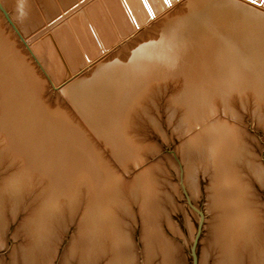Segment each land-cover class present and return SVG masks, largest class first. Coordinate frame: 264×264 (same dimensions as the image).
<instances>
[{
  "label": "rangeland",
  "instance_id": "1",
  "mask_svg": "<svg viewBox=\"0 0 264 264\" xmlns=\"http://www.w3.org/2000/svg\"><path fill=\"white\" fill-rule=\"evenodd\" d=\"M17 1L20 2V0L11 1V3H9L11 5V7L9 5H7L5 7V5H2V2H0V10H1L0 11L1 12L0 13V22L2 21L0 23L2 25V26L0 25V30H1L0 33L3 32L0 34V36L3 37L2 38V42H3L4 37L9 35V36L5 37V39H6L5 41H7L6 43L8 45H9V43L11 45L12 44L14 45V42H15V49L13 48V45H12V48H13V50H17V53H20V52L22 53L24 51L23 52L24 54L22 53L21 55L19 54L17 56H19V58H21L23 56L22 57L23 61L27 60L24 62L26 64L25 66L29 67V65L31 64L29 68L32 67L33 71L36 72L35 74L38 77V82L40 81L39 84L40 85L43 83L44 84H43V86H41L39 88L38 96H36L37 100H35L36 102L34 101L33 102L34 104H32V106H34L33 108L36 107V110H35L36 112L33 113L32 115H30V113L27 114L26 118H28L29 120L31 119V121L27 122L28 121L27 120V121H25V124L29 123L28 125H31V126H27V127L24 126L23 127L24 131H26V133L22 132V130H21L23 125L22 126L20 125L21 127L16 126V128L18 127L17 129L20 133H17V129H13V127L6 126V127H8L6 129L5 128V125L7 124L6 122H8V120H10V119H7V118H9V116L6 117L8 115V113H7V115H4L3 111H2V116L4 115V117H5V120H3L4 119L3 117H2L3 118L2 120L6 121L5 125H2V129H6L8 133L6 132V130H4V131L0 130V132H1L0 135L5 134V136L4 135L0 136V139L2 140V141L0 140V142H2V143H0V148H1L0 155L2 154L1 159H0V188H1L0 194L2 193V217L4 218V221H2L3 222L2 223V238H4V239L2 240V245H0L2 247V249H0V260L2 259V261L6 262V263L11 262L13 253H15V251H17V250L22 251V248L24 249V247H27V246L30 247L32 245V246H35L34 250L40 249L39 253L34 252V256H35L34 258L37 260H35V262H33V264H65L64 262H67L68 259L70 260L71 257H72L71 261H70L71 263L67 262L66 264H78L79 261H81V260H82V263H84L86 261H83V260L86 257L89 256V259L86 258L87 262H88L91 259L90 255L93 256V254H95V253H97V256H98V257H96V259L97 258L101 259V260H94L95 263L98 264V262H99L100 264H102V263L106 264L105 260L107 258L108 262H109L108 264H112V262H114L116 260V257H115L116 254L115 253L118 249L126 250V252H128V254H129L126 256V257H128V258H126V261L128 259L129 262L124 261L125 263H121V264H128V263L129 264H149V263L150 264H163V263L165 264V262L161 263L162 259H163V261L165 259L163 256L165 253V252H163L165 250V247H166V249H168V248H171L173 244L174 245L176 244L178 246V248L176 245L175 246L173 245V248H176L179 251V252L177 251L178 254L182 255V256H180V259L183 260V261L181 260L182 264H200L204 260L203 256L206 254L204 252V250L206 251L208 248L210 250L212 249V251H214L215 253L212 252V255H211L212 259H211V256L209 257V259L206 257L207 255L204 257V258H207V261H208V263L206 261V264H209L210 262H212L210 264H215L217 258L219 257V255L215 257V255H217L215 250L219 249L217 247V243H216L217 238L215 239V236L217 233H215V232L218 231L220 224L218 222V220H219L218 215L219 214L217 213V211L214 207L213 194H212V193H214L213 192L214 189H212V187L215 185L214 180L212 178V173L214 172V168L212 165V158H211L212 152H211V149L209 146L203 145L201 143L199 144V146H197L194 144L193 141L198 140V138L202 136L201 134L203 133V130L205 131L209 128H212L214 124L215 125L217 124V122L221 123V124L223 122V124H224V122L227 123L229 121V124L231 126L236 125L237 128L240 127V129H242L243 133L241 132V130L239 131V129H238V131L244 135L243 137H244L245 141L247 140L246 145L250 150V151H246V150H242V148H241L240 150H241V153L243 154L242 155V154H238L239 150H238V148H236V150L232 154L234 159L233 158L231 159V166H232L231 168H233V170H234L232 177L235 176V179L237 181H240V182L244 181V183H243L244 185L242 186L243 188H244V186L246 188V185L248 186L250 184L248 186V188L245 189V191H247L249 188H251L249 190V195L253 196V194H255L254 195L255 198L254 197L252 198V196L250 197L249 195H247V196L245 194L244 195L246 198H249V199L252 198L251 200L255 203L256 207L254 206V204L251 201L250 204L246 203L248 205H246V206L244 205V206H242V208L241 207L239 208L238 205L232 201V203H233L232 207L234 209L237 207L239 208L238 211H236V213H235V217H233V218H236V221L239 224H241V219L239 218L240 214L241 215H243L244 213L252 214L255 211V213H258V215H260V217L263 216L262 220H263V224H264V183L261 180V179H264V103H263V101L260 102V103H262V104H260L259 101L257 99H255V97H253V96L244 97L245 95H243V96H241L242 98H240V95H235V94L234 95L236 96V98L238 100L235 99V97L234 98L231 97L232 100H231V98L229 100L225 95L219 94V95L215 96L214 99L212 98L213 100H215L217 98V100H215L214 102H212L213 100H211V103H209V102L204 103L202 105L201 109L199 107L198 108L199 110L197 109L198 111H196L195 106L189 105V103H187L185 98H184L185 97L184 92H186L187 89L185 87L186 85L183 84L184 82H183L182 77L173 75L175 77L172 79L171 75H169V77L167 75L168 78L166 76L163 78H160V79H162V81L160 79H158L157 82H154V84H156V83L161 81L160 83H158L159 85L158 84L154 85L152 83L149 87L151 90H149V88H148V91L150 93L146 92L147 94L146 93L144 94L145 95V102L143 101L144 97L141 98L142 96H144L143 94H141V97L134 96V98H132L131 101H129V102L127 101L128 103L122 101V104L124 103L123 106L126 105L125 108L127 109L126 110L127 113H125L126 122L128 121V119H129V122H132V123H129V127L126 130V136L128 135L129 139L132 141V143L134 145L139 146L138 147V154H140V152H141V154L138 155V158H135V159L131 158L130 160H127L123 163H122V160L119 159V152L117 151V148L114 145H111L109 143V141L105 140L106 137L103 136V134L102 135L99 134V132L100 133H103V132L99 131V129L96 125L95 118H91L92 116L90 118H88V116L85 115L87 112H89V110L95 111L96 110L95 107H98L100 104L99 100H95V99H97V95H95V93H92L93 92L92 88H91V90L90 89L88 90V87H87V90H86V86H89V83L92 81V79H94V76H93L94 72L96 70H98L99 67L102 68V67H105L106 65H109V64H112L115 62L121 63L120 67H121V65L123 66V64L130 63L132 55L134 53V50L136 51V48L140 45V43L143 44V43L151 41L152 39L153 40L159 39L161 32L163 30V27L165 25L164 23L168 22L167 19L171 20L174 18L176 19L177 17L179 18V17H182L184 15H187V13H188L187 11L189 10V8H186V7H189V5H190L189 2H191L193 0H191V1L186 0L187 2L184 0H183L184 2L182 0H172V2L169 5L166 4V8L164 10H162V12L156 13L155 17L149 16L150 19H149V17H146V16H143V17L137 16V12L135 9L132 10V13H131V10L130 11L124 10V8L126 6L121 5L119 0L118 1L117 0H89V1L88 0H83V1L82 0H75V3L73 0H65V2H64V0H59V2H58V0H56L55 4H52V2H50L52 0H50V1L49 0H46V1L41 0V2H40V0H34L35 4H36V6L34 4L35 8L32 7L33 5H31L30 8H28L29 11L31 8L33 9L32 10L33 13H31V11H30V15L33 14V15H31L32 17L31 16H30L31 18L28 17V18H30L29 22H31V25L29 22H27V23L25 22L27 24V26H25V27H27L28 30H27V28L24 27V23L22 25L23 21L19 20V17H16V15H15L16 14L15 10H17V8H16L17 6L15 7V5H17ZM27 1L30 2L29 0H27ZM42 1H44V2H42ZM69 1H72L73 3L69 2ZM196 1H197L198 5L202 7V5H203L202 2L198 1V0H196ZM12 2H14L13 3L14 5L12 4ZM39 2H40V4H39ZM60 2H62V4ZM194 2H195V0H194ZM45 3H46V5H45ZM63 3H65V4H63ZM172 3H174V4L172 5ZM191 3H193V2H191ZM19 4L20 3H18V5ZM66 4L67 5L70 4V5L67 6ZM182 4L185 6H183ZM65 5L67 6V8L65 7ZM2 6H4V7H2ZM49 6H50V8H49ZM53 6H54V8H53ZM168 6H170L171 8ZM58 7H60L61 10ZM6 8H10V10L12 9L15 12L12 10H11V12H8L9 9L6 10ZM42 8H44V9H42ZM52 8H53V12L51 10ZM55 8H56V10H55ZM108 8L110 10V12H109L110 14L107 13L109 11ZM45 9H46V11H44ZM39 10H40V13H38ZM71 10H72V12H71ZM29 11H28V13H29ZM48 11L49 12L51 11V13H50L51 15L49 14ZM60 11H62V12H60ZM181 11L183 12V14ZM3 12H4V15H3ZM34 12L35 13L37 12L36 15ZM93 12H94V15L96 12L99 16L98 17L99 21L98 20L97 21L100 22V26H101V28H100L101 30L99 31L100 32V44L98 42H94L87 34V23H88L87 19L88 20L93 19ZM164 12H165V15L167 14L168 16L169 15L170 16L166 18V16H167L166 15L164 18L163 17ZM9 13H11L10 15H12V18L9 15ZM105 13L107 14L108 17L106 16ZM160 13H161V15H160ZM168 13H171V14H168ZM36 16H38V17H36ZM3 17H4V19H3ZM1 18L4 21L1 20ZM24 18H26V17H24ZM120 18H122V19H120ZM162 18H164L167 21L163 22ZM34 19H36V20H34ZM5 21H6V23H5ZM7 21H9V23H11V21H14V22H12L13 24L12 23L9 24ZM34 21H36V22H34ZM160 21H162V22H160ZM32 23H34V24H32ZM8 25H10V26H8ZM19 26H21L22 28ZM31 26H32V28L29 30V28ZM72 27H73V29H72ZM18 28H20V29H18ZM113 28L116 30H114ZM5 29H7V30H5ZM64 29L68 32V34H70L71 38H73L75 36L79 37V41H78V37L76 40V42H77L76 43V51H74L72 49L74 51V53H73V51H71L73 54L70 55V57H68V59H69L68 66L71 63V66H69L70 68L66 64H62V63L60 64L59 62H54L53 58H51V56H50L51 51H53V48L55 45L54 39L59 41L58 33H60L62 30L64 31ZM2 30H4V31H2ZM12 30L13 31L15 30L14 33L17 32L16 35L13 34ZM128 31H130V32H128ZM150 31L152 32V34ZM72 33L74 35H72ZM23 34H25V35H23ZM45 35H47V36H45ZM151 35H153V36H151ZM16 36H17V38H15ZM18 36H19V38H18ZM25 36H27V37H25ZM144 36H147V37H144ZM108 37H109V39H108ZM152 37H154V38H152ZM37 38H38V40H37ZM146 38H147V40H146ZM11 39H12V43H11ZM75 39H73V41ZM133 39H134L135 43H134ZM141 40H143V41H141ZM21 41L24 45L22 43H19ZM114 41H116V42H114ZM124 41H125V43H124ZM109 42L111 44H113V46ZM129 42H131V44H133L134 46L133 45L131 46V44ZM17 43H19V44H17ZM114 43H115V45H114ZM127 43H128V45H127ZM136 43L138 44V46L136 45ZM104 44H106V45H104ZM123 44H124V46H123ZM11 45H9V46H11ZM45 45L47 46V49L42 48ZM99 45H101V46H99ZM130 46L132 47V49L134 48V50H132ZM4 47H6V45ZM125 47L127 48V50ZM17 48H19V49H17ZM77 48L80 50V52ZM39 49H40V51H39ZM122 50L128 51V52L126 53V52H123ZM130 50H131V52H130ZM94 51H95V54L97 57H95ZM54 52L56 53L55 48H54ZM121 53L123 54V56H121ZM74 55L77 57H75ZM114 55L116 56L115 58H114ZM125 55L128 56V59H127V57H125ZM28 56H30L31 58L33 56V59H31ZM81 57H82V59H81ZM108 57L109 58L113 57V58L109 59ZM117 57H119V58H117ZM29 58L31 61L29 60ZM28 60H29V63L31 62L30 64L28 63ZM32 60H33V62H32ZM34 61H35V63H34ZM41 61H42V63H41ZM78 61H79V63H78ZM101 61H103V62L101 63ZM9 63H10L9 61L4 62V59L3 60H2V58L0 59V76L1 77L3 76L2 70L10 67ZM36 63L38 66L36 65ZM45 63H47V64H45ZM57 64H58V66H57ZM62 66L64 67V69ZM97 66H99V67H97ZM73 67H74V70L72 69ZM94 67H96V68H94ZM11 68H13V67H11ZM11 68H8V69L10 70ZM35 68H37V69H35ZM39 68H41V69H39ZM6 73H7V71H6ZM44 74L46 76H44ZM52 75H54V76H52ZM90 77H92V78H90ZM43 78H45L46 80ZM15 80H16V78H15ZM180 80H182V81H180ZM0 81H1V79H0ZM43 81H46L48 83L45 84V82H43ZM163 81H165V82L163 83ZM173 82H175V83H173ZM178 83L180 84V86L182 83V86L180 87L179 85H177ZM64 84L65 85L67 84L66 87ZM46 85L49 87H47ZM71 85L73 87H71ZM152 85H154V87H152ZM160 85H162V87ZM62 86H63V88H62ZM83 86H85V90H84L85 94H83L84 96L81 94L82 97H79V99H77L75 102V99L72 97L73 92H74V90L76 91V89L83 87ZM155 86L158 87V89ZM69 87L72 90H70ZM50 88H52V89H50ZM160 88H161V90H159ZM179 88H181L183 90H181ZM63 90L65 91V93ZM178 90L180 92H178ZM152 91L154 93H152ZM66 92H68L67 93L68 95L66 94ZM58 93H60V94L58 95ZM176 93L180 94V96L177 95ZM181 93H184V94H181ZM86 94L88 95L87 98H86ZM154 94L159 99H157L154 96ZM173 96H174V98H173ZM175 96L176 97L179 96L178 98H180V99L175 98ZM84 97L86 98L85 100H84ZM89 97L91 99H89ZM147 97H149V98H147ZM2 98H3V96H2ZM68 98H70V99L67 100ZM250 98H253V99H250ZM148 99L151 101L152 100H155V101L153 103V101L152 102L148 101ZM221 99H222V101H221ZM233 99L235 102L233 101ZM241 99H244V102ZM70 100L73 101L74 103L71 102ZM91 100H92V102H91ZM107 100L110 101V99H107ZM107 100H106V102H107ZM249 100H250V102H249ZM254 100H257L258 102L254 101ZM68 101H70V102H68ZM85 101H87V102L90 101L89 105ZM124 101H126V100H124ZM146 101H147V103H146ZM228 101L229 102L233 101V103H229ZM236 101H239V102H236ZM247 101L249 102L248 104L245 103ZM27 102H29L28 99H27ZM39 102H41V103H39ZM113 102H115L114 106L118 105V103H119L118 100L116 101V99ZM255 102H257L259 104H257V103L254 104ZM31 103L32 102H30V104ZM174 103H176V106ZM72 104H75V105H72ZM93 104L95 105V106H93L94 109L91 108V105H93ZM133 104H135V105H133ZM139 104H140V106H139ZM146 104H148L147 106H149V108H147ZM210 104L212 106H210ZM232 104H234V105H232ZM2 105H3V103H2ZM59 105L61 107H59ZM67 105H68V107H66ZM85 105H86V107H85ZM136 105H137V107H136ZM142 105H143V107H141ZM154 105L155 106L157 105L158 107L157 106L155 107ZM229 105L232 109H230ZM76 106L78 108H76ZM177 106H178V110H176ZM249 106H250V108H249ZM3 107H4V105L2 106V110H3ZM61 108L64 111H62ZM69 108H70V110H69ZM134 108L135 109L137 108V109L135 110ZM209 108H210V110H209ZM145 109H147V110H145ZM159 109H160V111H159ZM213 109H215V111ZM79 110L82 112L81 114H80ZM144 110L147 112H145ZM230 110H232V113ZM180 111H182V112H180ZM195 111H196V113H195ZM40 112H41V115L38 118V115L40 114ZM135 112H137L138 114ZM144 112L148 113L150 116L148 114H145ZM206 112H208V113L206 114ZM42 113H43V115H42ZM47 113H48V115L51 113H58L60 116L62 115L61 117H63L64 119L65 118L67 119L70 117L68 120H66V119L65 120L71 126L73 125L74 126V127L72 126L73 128L76 127V130H78L77 132L79 134L81 132L83 133L80 135H81V137H82V135L84 136L83 138L86 140V142H88V144L92 145L93 147L96 146V147H94L95 150L98 149L97 152L100 154L99 156L101 157V158H97V160H99L98 163L100 164L98 166L104 167L111 172L108 173L107 175L103 174L101 176L102 178H100V180H99L101 186H100V184L98 186H96L95 188L97 190L94 189V185L92 183L94 182L93 180L95 178H98V177L96 175H94L95 173L93 170L90 171L91 167H90V169L87 168L89 166L88 165L89 163H87L88 166H85L86 168L84 167V165L82 166L79 163H77V164L74 163L73 165H71L70 168L61 167L62 163L63 164H65V163L62 162L63 158H62L61 154H63L64 152L61 151L63 149L61 148V146H59L61 143L59 141H57V143H58L57 145H56V141H54V144L51 143V145L55 146V148L51 146L50 150L52 149V153L54 154L53 150L55 149V151H56L57 146H59L58 147V148H60L59 151L57 150L56 151L57 153L55 152V156L54 155L53 156L54 157L60 156L62 158V161H61L60 157L59 158L57 157L56 159L54 158V160L58 159L57 162H54L48 166H46L45 164H42V165L38 164V163L35 164L33 162L32 163L34 165H36L35 167H34V165L32 167L27 166V165H29L28 163L30 162L29 157H28L29 155L26 154V152H25V151H28V149L30 148V144H29L30 142H28V141L31 139V137L32 138L36 137V134L39 131L41 133L43 131L42 135L40 134V132L37 134V138L39 137L37 139V147L43 148L42 144L44 145L47 142L48 134L50 133L49 131H52V128H50V127H53V126L49 127L48 124L46 125V122L49 119V118L46 119L48 115L46 116L45 114H47ZM34 114H36V115H34ZM69 114H71V115H69ZM234 114L236 116H234ZM29 115L31 116V118ZM128 115L130 117H128ZM132 115H133V117L134 116H136V117H134L132 119ZM138 115H139V117H138ZM159 115H162V116H159ZM24 116H26V115H23L22 117H24ZM36 116L38 119H36ZM44 116H46V117H44ZM209 116H210V118H209ZM86 117H87V119H86ZM157 117H160L161 119H159ZM155 118L157 120H159V121L161 120V121L157 122V120ZM77 119L78 120L80 119L82 124L80 123V121H77ZM109 119H112V118H109ZM152 119L156 120V121H154V122H156L155 124L153 123ZM32 120L34 121V123H32ZM39 120H40V122H39ZM208 120L209 121L211 120L210 122L212 124ZM3 121H2V124H4ZM35 121L39 122L38 126H39L40 130L38 127H37L38 129L37 128L35 129V127L37 126V123ZM78 122H79V124H78ZM134 122L138 123V124L137 123L135 124L138 126L137 129H135L136 126L134 125ZM214 122H216V123H214ZM230 122H233V125ZM9 123H10V121H9ZM75 123H76V125H75ZM88 123H90V124H88ZM115 123H116V120L114 119L112 121V124H115ZM161 123H162V125H161ZM23 124H24V122H23ZM131 124H132V126H131ZM33 125H35V126L33 127ZM45 125L47 126L48 129H46ZM78 125L80 127H77ZM91 125H93V126H91ZM95 125H96V127H94ZM156 125H157V127H155ZM83 126L84 127L86 126L85 127L86 130H84V131H83V129H85V128ZM143 126H144V128L145 127L146 128L144 129ZM25 127H26V130H25ZM30 127L34 128V129H32V128L30 129ZM160 127L162 128L161 131H160ZM129 128L132 129L131 130V136H129V134H130V131H128ZM27 129H28L29 133H27ZM41 129H42V131H41ZM93 129H95V130H93ZM14 130H16V131H14ZM37 130H38V132H35ZM45 130H47V131H45ZM10 131H12L13 133L11 134ZM113 131L116 132L117 130H113ZM132 131H133V133H132ZM52 132H51V136L54 139L55 137H53V136H55L54 135L55 131H54V133H52ZM88 132H90V135L91 134L92 135L91 136L88 135L89 134ZM14 133H16V135ZM30 133H32L33 136ZM45 133L47 134V137H45V135H43ZM10 134L13 135V137ZM17 134H19V135H17ZM26 134L28 135L29 140H26L28 138ZM34 134H35V136H34ZM20 135L23 136V138H21ZM132 135H133V137H132ZM17 136L20 137V140L18 139ZM6 137H8V138H6ZM10 137H11V140H10ZM14 137L15 138L17 137V140L14 139ZM165 137H167V138H165ZM24 138H26V139H24ZM43 138H45L46 141ZM94 138L97 139L96 142H95ZM12 139L16 140V142L20 141V143H21V141L24 142V140H25V142L23 144H21L22 146L21 145L16 146L17 143H15V141L12 142ZM39 139L41 140L42 143L38 142V141H40ZM91 139H93V141ZM134 140H136V141H134ZM137 142H138V144H136ZM9 144H10V146H9ZM48 144H45V146H48ZM6 145H8V146H6ZM17 145H19V143ZM24 146H25V148H24ZM9 147H11V148H9ZM17 147H19V148H17ZM21 147L25 150L24 152H22L23 149H21ZM14 148L21 149L22 150L21 153H20V151L18 153H17V151H11ZM26 148H28V149L26 150ZM73 148L76 149L75 147H73ZM8 150H10L11 153H10V151L8 152ZM40 150H43V149H40ZM5 151H7V153ZM23 153L25 155H28V156H26V159H24L25 156ZM11 154L14 156L13 159H12L13 156ZM18 154L20 156H17ZM40 154L42 155V153H40ZM8 156H10L11 158ZM27 157H28V159H27ZM58 162H61V164ZM59 164H60V166H59ZM144 172L152 177V178H150L151 183L149 185V186H151V188L149 189L150 193L148 192V195L146 196V198L149 199V201L147 200V202H148V205H151V206H149L151 208L148 207V209L146 211H144V209L142 210V205L144 203L143 200L141 199L142 193L140 192V189L137 188L138 187V182H137L138 176H140ZM245 181L247 183H245ZM250 186H252V187H250ZM90 188H91V190H90ZM211 190H212V193H211L212 195L210 194ZM90 191H93V193L92 192L91 193L93 194V198H96V200L92 201V199L90 198L91 197ZM87 196H89V197H87ZM98 199H99V201H98ZM89 200L91 202H88ZM156 201H157V204L155 203ZM89 203H90V205H89ZM252 205H253V207H252ZM87 206H89V207H87ZM246 207H248L249 209H246ZM254 208H256V209H254ZM15 214H18V215H15ZM110 221H111V223H110ZM145 224H147V225H145ZM116 225L120 228H118ZM211 225H212V227H211ZM112 227H113V230H112ZM115 227H116V230H118V231L114 230ZM263 227H264V225H263ZM176 228H177V230H176ZM102 229H104V230H102ZM175 231H177V233ZM193 231H194V233H193ZM103 232H104V234H103ZM110 232H111L112 236H110ZM91 233H93V234H91ZM130 233L132 234V236ZM212 234H213L214 238H212L213 237ZM32 235H34L33 238H32ZM42 235H44V236H42ZM116 235L118 238H120L119 239L120 242L122 240V242L124 243V247H123L122 243H119V240L117 239ZM45 236L48 238L47 242H48L49 246L47 245V247L45 246V248H44V246L42 244V242H43L42 237H45ZM99 236H100V239L98 238ZM101 236H103V237H101ZM105 236L110 240H106ZM124 236H126V237H124ZM128 236H129V238H128ZM210 236H212V237H210ZM40 238H41V243L40 244L36 243L37 239H40ZM126 238H128V240ZM130 238H132V239H130ZM192 238H195V239H192ZM102 239H104V240H102ZM129 239L133 242L129 243V242H131ZM210 239H211V243H210ZM123 240L129 241V242H127L129 246L127 245V243L125 244V241H123ZM149 240H151V241H149ZM153 240L155 242L158 241L157 245H159V246H156V244L154 243ZM212 240H214V241H212ZM107 241L108 242L112 241V242L107 243ZM172 241L175 243H173ZM203 241H205V242H203ZM99 242H101V243H99ZM104 242H105L104 247H106V248L103 247ZM149 242H153V243L148 244ZM161 242L163 244H160ZM169 242H170V245H169ZM206 242L208 245L206 244ZM133 243H135L134 244L135 248L134 247L132 248ZM209 243L212 246L209 245ZM215 243H216V245H215ZM204 244L206 245V247ZM213 244L215 245L214 247H213ZM233 244H234V242L232 243V245ZM75 245H76V248H73ZM107 245L108 246L110 245V246L107 247ZM148 245H149V247H151L153 245L152 249L150 248L152 250V252H151V250H149V248H147ZM136 246H137V248H136ZM260 246L262 248H264V242ZM57 247H58V249H57ZM96 247L98 248V250L95 251V249H97ZM157 247H159V248H157ZM161 247L162 248L164 247L163 251H161ZM216 247H217V249H215ZM43 248L45 249L44 251H42ZM127 248H130V249H127ZM154 248L158 249L159 253L157 252V250L155 251ZM173 248H171V249H173ZM213 248L215 250H213ZM132 249H135L133 251H136V252H133ZM147 249H148V251H150L151 256L149 255V253L148 254L146 253ZM55 250H56V253H55ZM107 250H109V251H107ZM90 251H92V252H90ZM93 251H95V253H93ZM89 252L93 253V254H90ZM99 252H101V253H99ZM107 252L109 255H111L110 256L111 258L110 257L108 258L109 255L107 254ZM111 252L113 254H111ZM153 252H157L156 253L157 255L153 254ZM160 252H162L163 254ZM103 253L105 254V256H107L106 258H104L105 256H103L104 255ZM203 253H205V254H203ZM130 254L133 255L134 263L132 261V257H131L132 255H130ZM159 254H161V255H159ZM136 255H139V256H136ZM154 255H156L157 257ZM101 256H102V258H101ZM113 256H114V259H113ZM129 256H130V258H129ZM159 256H161L163 258H160ZM74 258H76V259H74ZM148 258H149V260H148ZM213 258L216 260H214ZM151 260H153V261H151ZM110 261H111V263H110ZM139 261H140V263H139ZM23 262H21V264H24ZM92 263L93 262L91 261V264ZM95 263H93V264H95ZM79 264H81V263H79Z\"/></svg>",
  "mask_w": 264,
  "mask_h": 264
},
{
  "label": "bare ground",
  "instance_id": "2",
  "mask_svg": "<svg viewBox=\"0 0 264 264\" xmlns=\"http://www.w3.org/2000/svg\"><path fill=\"white\" fill-rule=\"evenodd\" d=\"M11 1H15V0H0V2H2V5H5V7L7 5H9L11 7V5L9 4V3H11ZM29 1L30 2H28L27 0H20V2L17 1V5H15V7L17 6L16 7L17 10H15L16 11V14L15 15H16V17H19V20H22L23 21L22 22V25L24 23V27L27 26L26 23L29 22V19L32 17L31 15H33V14L30 15V11H31V13H33L32 12L33 9L31 8L30 11H29L28 8H30L31 5H33L32 7H34L35 1L34 0H29ZM55 1L56 0H52L50 2H52V4H55L56 3ZM73 1L75 3V0H73ZM184 1H186V0H184ZM198 1H201L202 2V4H203L202 7L198 5V3H197L196 0H195L196 3L193 0V1H191L193 3L189 2L190 3L189 7H186V8H189V10L187 11L188 12L187 15H184V16L179 17V18L177 17L176 19L175 18L174 19H171V20L170 19H167L168 22L164 23L165 25L163 27V30L161 32V35H160L159 39H157V40H155V39L153 40L152 39L151 41L146 42V43H143V44L140 43L139 46L136 43V45L138 46V47L136 46L137 47L136 48V51L134 50V48L132 49L131 46L133 44H131V42H129L131 44V46H130L131 49L134 50V53L132 55V58H131L130 63L123 64V66L121 65V67H120V64L121 63H119V62H115V63L109 64V65H106L105 67H102V68H100L99 66H97L100 69L99 68H98V70L95 69L96 70L95 71L96 73L94 72V75H93L94 76V79H92V81L89 83V86H86V90H87V87H88V90L89 89L91 90V88H92V90H93L92 93H95V95H97V99H95V100H99L100 101V104H99L98 107H95L96 108L95 111L89 110V112H87L85 115H87L88 118H90L91 116H92L91 118H95L96 125H97L99 131L103 132V133H100L99 132V134H101V135L103 134V136L106 137L105 140L109 141V143L111 145H114L117 148V151L119 152V159L122 160V163L125 162V161H127V160H130L131 158L132 159L138 158V155L141 154V152H140V154H138V147L139 146L134 145L132 143V141L129 139L128 135L126 136V130L129 127V123H132V122H129V119L126 122L125 113H127L126 112L127 109L125 108L126 105L123 106L124 103L122 104V101L123 102H127V101L129 102V101H131L132 98H134V96L141 97V94L144 95L146 92L150 93L148 91V88L150 87V85L152 83L154 84V82H157V80L160 79V78H163L165 76L167 77V75H168V77H169V75H171L172 76L171 77L172 79L175 77L173 75H176V76H179V77H182L183 78V82H184L183 84L186 85L185 87L187 89L186 92H184L185 93V97L184 98H185L186 102L189 103V105L195 106L196 111L199 110L198 109L199 107L201 109V107H202V105L204 103H208V102L211 103V100H213L215 98V96H217L219 94L225 95L229 100H230L231 97H233V98L235 97V99H237L235 95H240V98H242L241 96H243V95H245L244 97H251V96H253V97H255V99H257L259 101V103L262 102V101L264 103V0H198ZM40 2H41V0H40ZM40 2H39V4H40ZM42 2H44V1H42ZM58 2H59V0H58ZM64 2H65V0H64ZM69 2H72V1H69ZM119 2L121 3V5L126 6L125 7L126 9L124 8V10H129V11L131 10V13H132V10L135 9L136 12H137V16H139V17H141V16L142 17L143 16H146V17L154 16L155 17L156 13L162 12V10H164L166 8V4L169 5L172 2V0H167V2H166V0H119ZM13 3L14 2H12V4ZM18 3H20V4L18 5ZM60 3L62 4V2H60ZM63 4H65V3H63ZM173 4L174 3H172V5ZM45 5H46V3H45ZM66 5H65V7L67 8V6H69L70 4L67 5V6ZM35 6H36V4H35ZM170 6H168V7H170ZM183 6H185V5H183ZM2 7H4V6H2ZM49 8H50V6H49ZM53 8H54V6H53ZM53 8L51 9L52 12H53ZM58 8L60 9V7H58ZM7 9H9L8 12H11V10H12V9L10 10V8H6V10ZM42 9H44V8H42ZM46 9L44 11H46ZM40 10H39L38 13H40ZM55 10H56V8H55ZM108 10H109V8H108ZM12 11H14V10H12ZM28 11H29V13H28ZM60 12H62V11H60ZM71 12H72V10H71ZM109 12H110V10L107 13H109ZM36 13H35V15H36ZM50 13H51V11L49 12V14ZM10 14L11 13H9V15ZM168 14H171V13H168ZM182 14H183V12H182ZM3 15H4V12H3ZM160 15H161V13H160ZM166 15H165V12H164V16L163 17L165 18ZM10 16L12 18V15H10ZM106 16H107V14H106ZM169 16L167 15L166 18L169 17ZM24 17H26V18H24ZM28 17H30V18H28ZM36 17H38V16H36ZM98 17H99L98 14L95 12V15H94V12H93V19L88 20L86 18L87 21H88V23H87V34H88V36L94 42H98L100 44V32L99 31L101 30L100 29L101 26H100V22H98L99 21L98 20L99 19ZM164 18H162L163 19V22L164 21H167ZM3 19H4V17H3ZM3 19L1 18V20H3ZM120 19H122V18H120ZM149 19H150V17H149ZM34 20H36V19H34ZM7 22L9 23V21H7ZM12 22H14V21H11V23ZM34 22H36V21H34ZM160 22H162V21H160ZM5 23H6V21H5ZM11 23H9V24H11ZM29 23L31 25V22H29ZM32 24H34V23H32ZM8 26H10V25H8ZM32 26L29 28V30L32 28ZM19 27H21V26H19ZM25 28H27V27H25ZM7 29H5V30H7ZM18 29H20V28H18ZM72 29H73V27H72ZM27 30H28V28H27ZM114 30H116V29H114ZM2 31H4V30H2ZM14 31H13V34L16 35L17 32L14 33ZM128 32H130V31H128ZM1 33H3V32H1ZM151 34H152V32H151ZM23 35H25V34H23ZM47 35H45V36H47ZM72 35H74V34L72 33ZM153 35H151V36H153ZM7 36H9V35H7ZM7 36H5V37H7ZM58 36H59V41L56 40V39H54V44L55 45L53 44L56 53L54 52V48H53V51H51V55L50 56H51V58H53L54 62H59L60 64L61 63L62 64H66L68 66V61H69L68 57H70V55H72L74 53V51H76V43H77L76 40H77V37L78 36H75V37L71 38L70 34H68V32L65 29H64V31L62 30L60 33H58ZM5 37H4V40L2 42V38L3 37L0 36V59L1 58H2V60L4 59V62L5 61H9L10 62L9 63V66L10 67H8V68H11V67H13V68H11L10 70L8 68L2 70L3 76L2 77L0 76V79H1V81H0V130L1 131L2 130L4 131L8 127H13V129H17L18 127L16 128V126H20V125L22 126L23 125L21 130H22V132H25L26 133V131H24V128L23 127L24 126H26V127L27 126H31V125H28L29 123L25 124V121H27V120H28L27 122L31 121V119L29 120L28 118H26L27 117V114L30 113V115H32L33 113L36 112L35 111L36 110V107L33 108L34 106H32V104H34L33 102L35 100H37L36 96H38L39 88L41 86H43L44 83L40 85L39 84L40 81L38 82V77L35 74L36 72L33 71L32 67L29 68L30 65H31L30 64L31 62L29 63V60H30L31 57L28 56V57H30L29 60H28V63L30 64L29 67L25 66L26 64L24 62L27 61V60H24L23 61L22 60V57L23 56L21 58H19V56H17L19 54L21 55L24 51L22 53L21 52L20 53H17V50H13V48L15 49V42L13 41L14 42V45L12 44L13 45V48H12V45L9 42L8 43L11 46H9L6 43L7 41H5L6 40ZM25 37H27V36H25ZM144 37H147V36H144ZM154 37H152V38H154ZM15 38H17V36ZM18 38H19V36H18ZM12 39H11V43H12ZM73 39H75L74 40L75 42L73 41ZM108 39H109V37H108ZM37 40H38V38H37ZM143 40H141V41H143ZM146 40H147V38H146ZM78 41H79V37H78ZM133 41H134V39H133ZM114 42H116V41H114ZM19 43H22V41L19 42ZM19 43H17V44H19ZM124 43H125V41H124ZM134 43H135V41H134ZM5 45H6L7 48L4 47ZM104 45H106V44H104ZM111 45L113 46V44H111ZM114 45H115V43H114ZM127 45H128V43H127ZM45 46H43L42 48L43 49L44 48L47 49V46L46 47ZM99 46H101V45H99ZM123 46H124V44H123ZM17 49H19V48H17ZM126 50H127V48H126ZM39 51H40V49H39ZM71 51H73V53ZM79 52H80V50H79ZM123 52H126L127 53L128 51H123ZM130 52H131V50H130ZM94 55H95V57H97L96 54H95V51H94ZM121 56H123L122 53H121ZM75 57H77V56H75ZM82 57H81V59H82ZM115 57L116 56L114 55V58ZM125 57H127V59H128V56L125 55ZM110 58H113V57H110ZM117 58H119V57H117ZM31 59H33V56H32ZM32 62H33V60H32ZM102 62L103 61H101V63ZM34 63H35V61H34ZM41 63H42V61H41ZM47 63H45V64H47ZM78 63H79V61H78ZM36 65H37V63H36ZM57 66H58V64H57ZM69 66H71V63H70ZM74 67L72 68L73 70H74ZM94 68H96V67H94ZM35 69H37V68H35ZM39 69H41V68H39ZM63 69H64V67H63ZM6 71H7V73H6ZM44 76H46V75L44 74ZM52 76H54V75H52ZM92 77H90V78H92ZM15 78H16V80H15ZM43 79H45V78H43ZM160 80L162 81V79H160ZM180 81H182V80H180ZM43 82H45V84L48 83L46 81H43ZM160 82H158V83H160ZM164 82L165 81H163V83ZM158 83H156L154 85H157ZM173 83H175V82H173ZM66 85H65V87H66ZM154 85H152V87H154ZM177 85L180 86L179 83ZM160 86L162 87V85H160ZM181 86H182V83H181ZM47 87H49V86H47ZM71 87H73V86L71 85ZM62 88H63V86H62ZM156 88L158 89V87H156ZM50 89H52V88H50ZM179 89H181V88H179ZM70 90H72V89L70 88ZM84 90H85V86L76 89V91L74 90L72 97L75 99V102H76L77 99H79V97H82V95L85 94ZM149 90H151V89L149 88ZM159 90H161V88ZM181 90H183V89H181ZM178 92H180V91L178 90ZM64 93H65V91H64ZM67 93L68 92H66V94ZM152 93H154V92L152 91ZM184 93H181V94H184ZM59 94L60 93H58V95ZM177 95L180 96V94H177ZM2 96H3V98H2ZM87 96L88 95L86 94V98H87ZM154 96H155V94H154ZM90 97H89V99H91ZM143 97H144V100L143 101L145 102V95L142 96L141 98H143ZM178 97L175 96V98H178ZM86 98L84 97V100ZM147 98H149V97H147ZM173 98H174V96H173ZM27 99L29 100V102H27ZM69 99L70 98H68L67 100H69ZM107 99H110V101H108ZM115 99H116V101L118 100V102H119L118 105H116V106H114L115 102H113V101H115ZM157 99H159V98H157ZM178 99H180V98H178ZM250 99H253V98H250ZM106 100H107V102H106ZM124 100H126V101H124ZM215 100H217V98ZM215 100H213L212 102H214ZM231 100H232V98H231ZM241 100L244 102V99H241ZM257 100H254V101H257ZM70 101H68V102H70ZM148 101H151V100L148 99ZM152 101L154 103L155 100H152ZM221 101H222V99H221ZM233 101H234V99H233ZM233 101L232 102L231 101L230 102L228 101V102L229 103H233ZM30 102H32V103L30 104ZM71 102H73V101H71ZM85 102H87V101H85ZM91 102H92V100H91ZM236 102H239V101H236ZM249 102H250V100H249ZM249 102L247 101L245 103L248 104ZM257 102H255L254 104H256ZM2 103L4 105L3 110H2V106H3ZM39 103H41V102H39ZM89 103H90V101L87 102L88 105H89ZM146 103H147V101H146ZM259 103H257V104H259ZM174 104L176 106V103H174ZM260 104H262V103H260ZM72 105H75V104H72ZM133 105H135V104H133ZM147 105L148 104H146V106ZM230 105H229V107H230ZM232 105H234V104H232ZM93 106H95V105L94 104L91 105V108L94 109ZM139 106H140V104H139ZM210 106H212V105L210 104ZM59 107H61V106L59 105ZM66 107H68V105ZM85 107H86V105H85ZM136 107H137V105H136ZM141 107H143V105ZM76 108H78V107L76 106ZM147 108H149V106H147ZM249 108H250V106H249ZM215 109H213V110L215 111ZM230 109H232V108L230 107ZM69 110H70V108H69ZM145 110H147V109H145ZM176 110H178V106H177ZM209 110H210V108H209ZM2 111H3V114L4 115H7V113H8V115L6 116V117L9 116V118H7V119H10V120H8V122L3 121V120H5V117H4V115L2 116ZM62 111H64V110L62 109ZM159 111H160V109H159ZM196 111H195V113H196ZM230 111L232 113V110H230ZM41 112L38 115V118L41 115ZM145 112H147V111H145ZM180 112H182V111H180ZM81 113L82 112L80 111V114ZM135 113H137V112H135ZM207 113L208 112H206V114ZM145 114H148V113H145ZM23 115H26V116L22 117ZM34 115H36V114H34ZM42 115H43V113H42ZM45 115L47 116L48 113L45 114ZM69 115H71V114H69ZM46 116H44V117H46ZM61 116L58 113H51L46 118V119L49 118L47 120V122H46V125L48 124L49 127L50 126H53L54 127V128L53 127H50V128H52V131L53 132L52 131H49L50 133L48 134V138H47L48 140H47L46 143L44 142L45 144H48L49 143L48 146H45V144L44 145L42 144L43 148L41 146H40L41 148L37 147V139L39 138V137L37 138V134L40 132V131L38 132V130H37L35 132H38V133L36 134V137H33L34 139L29 135L31 137V139L29 140V137H28L27 134L26 135H27L28 138L27 137H26L27 139L24 138L26 140H29L28 142H30L29 143L30 144V148L29 147H28L29 149L26 148V150L28 149V151H25L22 147H21V149H23V151L21 149H16V148H14L11 151H17V153L19 151H20V153H21V151L22 152L25 151L26 154H28L29 156L28 155H25L23 153L24 156H25V158L24 157L23 158L26 159V156H28L29 157V161H30L28 163L29 165H27V166H31L32 167L34 165L33 163H35V164L38 163V164H41V165L42 164H45L46 166H48V165H50V164H52L54 162H57L58 159L57 160H54V158L56 159L57 157L59 158L60 156H57V157H54V156H55V152L57 150L59 151V149H60L58 147L61 146V148L63 149L61 151L64 152V153L62 152L63 154H61L62 155V158H63V161H62V158L61 157H60V159H61L62 162L65 163V164L62 163L61 167L70 168L71 165H73L74 163H76V164L79 163L82 166L84 165V167L89 165L87 168L90 169V167H91V170L90 171L93 170L94 173H95L94 175H96L98 177V178H95L93 180L94 182L92 183L94 185V189H96L95 187L100 184V181L99 180H100V178H102L101 176L103 174L104 175H107L111 171H109L108 169H106L104 167L98 166L100 164L98 163L99 160H97V158H101V157L99 156L100 154L97 152L98 149L95 150V148H94L96 146L93 147L92 145L88 144V142H86V140L83 138L84 136L82 135V137H81V135H80V134H83V133L81 132L79 134L77 132L78 130H76V127L73 128L74 126L72 125L73 126L72 127L66 121V120H68L70 118L69 116H68L69 118H67V119L65 118L66 120L63 117H61ZM159 116H162V115H159ZM234 116H236V115L234 114ZM128 117H130V116L128 115ZM134 117H136V116H134ZM134 117L132 115V119ZM138 117H139V115H138ZM30 118H31V116H30ZM38 118L36 116V119H38ZM109 118H112V119H109ZM157 118L161 119L160 117H157ZM209 118H210V116H209ZM86 119H87V117H86ZM114 119L116 120V123L115 124H112V121ZM155 119L154 120L152 119V121H153L154 124L156 123L154 121L157 120V119L156 120ZM2 121H3L4 124H2ZM9 121H10V123H9ZM37 121H35L37 123V126L35 127V129L37 127L39 128L38 124H39L40 120H39V122H37ZM77 121H80V123H81V120L80 119L79 120L77 119ZM158 121L159 120H157V122ZM5 122L7 123L6 125H5ZM23 122H24V124H23ZM32 123H34L33 120H32ZM136 123L137 122H134V125ZM214 123H216V122H214ZM230 123H232V125H233V122H230ZM78 124H79V122H78ZM88 124H90V123H88ZM2 125H5V128L6 129H2ZM75 125H76V123H75ZM96 125L94 127H96ZM157 125L155 127H157ZM161 125H162V123H161ZM6 126H8V127H6ZM34 126L35 125H33V127ZM91 126H93V125H91ZM131 126H132V124H131ZM135 126H136L135 129H137L138 126L137 125H135ZM234 126H231L229 124V121L227 123L224 122V124H223V122H222V124L217 122V124L216 125L214 124L212 128H209V129H207L205 131L203 130V133L201 134L202 136L199 137L198 140L193 141L194 144L197 145V146H199L200 143L203 144V145L209 146L210 149H211V152H212L211 158H212V165H213V168H214V172L212 173V178L214 180V184L215 185L213 186L214 188L212 187V189H214L213 190L214 193H212V190H211L210 194L211 193L213 194L214 207H215L217 213L219 214L218 215L219 216L218 222L220 224L219 225V228H218V231H216V232L214 231L215 233H217L216 236H215V239L217 238L216 239V243H217V247L219 249H217V247L215 248L217 250H215L213 248V250H215L216 253H217V255H215V257L218 256V255H219V257L217 258V260L214 259V258L213 259L216 260L215 264H264V248H262L260 246L264 242V227H263L264 224H263V220H262L263 219L262 218L263 216L260 217V215H258V213H255V211L252 214H247V213H244L243 215L240 214L239 215V218L241 219V224H239L236 221V218H233V217H235L236 211H238V209L240 207L242 208V206H244V205L246 206V205L250 204L251 201H252L251 199L255 195V194L252 193L253 196L251 195L252 196L251 199L246 198L245 195L246 196L249 195V190L251 188H249L247 191H245V189H247L250 184L248 186L246 185V188H245V186L243 188L242 186L244 185L243 184L244 181H241V182L240 181H237L235 179V176L234 175H233L234 177H232V174H233L234 170H233V168H231L232 167L231 166V159L232 158L234 159V157L232 156V154L234 153V151L236 150V148H238V150H239V153L238 154H242L241 153V150H240L241 148H242V150L250 151L249 148L246 145L247 144V142H246L247 140L245 141V139L243 137L244 135L241 134L242 129H240V127L237 128L236 125H234ZM26 127H25V130H26ZM77 127H80V126L78 125ZM31 128L32 127H30V129ZM143 128H144V126H143ZM32 129H34V128H32ZM46 129H48L47 126H46ZM161 129L162 128L160 127V131H161ZM238 129H239V131L241 130V132H239ZM39 130H40V128H39ZM84 130H86V128L83 129V131ZM93 130H95V129H93ZM113 130H117V131L115 132ZM131 130L132 129H130V128L128 130V131H130L129 136H131ZM14 131H16V130H14ZM41 131H42V129H41ZM45 131H47V130H45ZM54 131H55V134H54L55 136H53V137H55V138L53 139L52 136H51V132L54 133ZM6 132H7V130H6ZM10 132H11V134L13 133L12 131H10ZM17 133H20L18 131V129H17ZM27 133H29L28 129H27ZM42 133H43V131H42ZM42 133L40 132L41 135H42ZM88 133H89L88 135H90V132H88ZM132 133H133V131H132ZM14 134L16 135V133H14ZM30 134L32 135V133H30ZM2 135L5 136V134H2ZM2 135H0V136H2ZM17 135H19V134H17ZM43 135H45V137H47V134L46 133L43 134ZM11 136L13 137V135H11ZM34 136H35V134H34ZM17 137L20 140V137L19 136H17ZM17 137L16 138L14 137V139L17 140ZM132 137H133V135H132ZM6 138H8V137H6ZM21 138H23V136H21ZM165 138H167V137H165ZM14 139H12V142L15 141V143H17V144L19 143V145L16 144V146H20L21 144H23L25 142L24 139H23L24 142L21 141V143H20V141L19 142L18 141L16 142V140H14ZM43 139H45V138H43ZM10 140H11V137H10ZM91 140L93 141V139H91ZM96 140L97 139H95V142H96ZM45 141H46V139H45ZM54 141H56V145L58 144L57 141H59L61 143H60L59 146H57L56 151H55V149L53 150V152H54V154H53L52 153V149L50 150V148L52 146L51 143L54 144ZM134 141H136V140H134ZM38 142H41V140L38 141ZM0 143H2V142H0ZM10 144H9V146H10ZM136 144H138V142ZM6 146H8V145H6ZM11 147H9V148H11ZM52 147L55 148V146H52ZM73 147H75L76 149H74ZM17 148H19V147H17ZM24 148H25V146H24ZM40 149H43V150H40ZM0 151H1V148H0ZM9 151L10 150H8V152ZM11 151H10V153H11ZM5 152L7 153V151H5ZM40 153H42V155ZM1 156H2V154L0 155V159H1ZM14 156L12 157V159L14 158ZM17 156H20V155L18 154ZM8 157H10V156H8ZM28 157H27V159H28ZM58 163L61 164V162H58ZM87 163H89V164L87 165ZM60 164H59V166H60ZM35 166L36 165H34V167ZM150 178H152V177L144 172L143 174H141L140 176H138V180H137V182H138V187L137 188L140 189V192L142 193V198L141 199L144 202L143 205H142V210L144 209V211H146L148 209V207L151 206V205H148L147 200L149 201V199L146 198V196L148 195L149 189L151 188V186H149L150 183H151V179ZM261 180L264 183V179H261ZM245 183H247V182L245 181ZM100 186H101V184H100ZM250 187H252V186H250ZM90 190H91V188H90ZM91 192L93 193V191H90V193ZM92 193L90 195L91 196L90 198L92 199V201H94V200H96V198H93V194ZM87 197H89V196H87ZM98 201H99V199H98ZM232 201L235 202L238 205L239 208L237 207V208L234 209L232 207V204H233ZM88 202H91V201L89 200ZM155 203L157 204V201ZM246 203H248V204H246ZM252 203L255 206V203L253 201H252ZM89 205H90V203H89ZM87 207H89V206H87ZM252 207H253V205H252ZM149 208H151V207H149ZM246 209H249V208L246 207ZM254 209H256V208H254ZM15 215H18V214H15ZM2 221H4V218L2 217V193H1L0 194V245H2V240L4 239V238H2V223H3ZM111 221H110V223H111ZM145 225H147V224H145ZM113 227H112V230H113ZM211 227H212V225H211ZM118 228H120V227H118ZM102 230H104V229H102ZM114 230H116V227H115ZM176 230H177V228H176ZM116 231H118V230H116ZM111 232H110V236H112ZM175 232L177 233V231H175ZM193 233H194V231H193ZM91 234H93V233H91ZM103 234H104V232H103ZM33 236L34 235H32V238H33ZM42 236H44V235H42ZM106 236H105V239L106 240H110ZM131 236H132V234H131ZM212 236H213V234H212ZM212 236H210V237H212ZM101 237H103V236H101ZM116 237H117V235H116ZM124 237H126V236H124ZM98 238L100 239V236ZM128 238H129V236H128ZM128 238H126V239L128 240ZM212 238H214V236ZM47 239L48 238L46 236L45 237H42V241H43L42 244H43L44 248H45V246L47 247V245H48V242H47L48 240ZM117 239L119 240L120 238L117 237ZM130 239H132V238H130ZM192 239H195V238H192ZM102 240H104V239H102ZM123 241H125V240H123ZM149 241H151V240H149ZM212 241H214V240H212ZM111 242H108L107 241V243H111ZM127 242H129V241H125V244ZM132 242L133 241H131L129 243H132ZM157 242L154 241V243L156 244V246H159V245H157ZM203 242H205V241H203ZM233 242H234V244L232 245ZM36 243H39L40 244L41 243V238L40 239H37V242ZM99 243H101V242H99ZM119 243H122L123 244V247H124V243L122 242V240H121V242L119 240ZM150 243L152 244L153 242H149L148 244H150ZM173 243H175V242H173ZM210 243H211V239H210ZM210 243H209V245H211ZM216 243H215V245H216ZM134 244L135 243H133L132 248L135 246ZM160 244H163V243L161 242ZM206 244H207V242H206ZM104 245H105V242L103 243V247H104ZM127 245H128V243H127ZM169 245H170V242H169ZM173 245H172L171 248H173ZM215 245L213 244V247ZM109 246L107 245V247H109ZM152 246L149 247V245H148L147 248H149V250H151L152 249ZM205 247H206V245H205ZM34 248H35V246H32L31 245L30 247L27 246V247H24V249L22 248V251H18V250L15 251V253H13L11 262H8V263L9 264H21V262L24 261L23 262L24 264H33V262H35V260H37V259L34 258L35 257L34 256V252H38L39 253V250H40V249L39 250H36V249L34 250ZM44 248L42 249V251L45 250ZM73 248H76V245ZM104 248H106V247H104ZM136 248H137V246H136ZM157 248H159V247H157ZM171 248L166 249V247H165V250L163 251L164 247L163 248L161 247V251L165 252L164 255H163L165 259H164V261L162 259V262L161 263L165 262V264H182V262H181L182 259H180V256H182V255L181 254L180 255L178 254L179 251L176 248H173V249H171ZM177 248H178V246H177ZM0 249H2V247ZM57 249H58V247H57ZM127 249H130V248H127ZM96 250H98V248L95 249V251ZM109 250H107V251H109ZM133 250H135V249H132V251ZM156 250L158 252V249H155V251ZM95 251H93V253H95ZM147 251H148V249H147ZM147 251H146V253L147 254L149 253V255H150V251H148V252ZM90 252H92V251H90ZM133 252H136V251H133ZM151 252H152V250H151ZM157 252H153V254H156ZM204 252L206 254L203 253V254H205L203 256V259L204 260L200 264H206L207 258L209 259V257L212 255V252H214V251H212V249L210 250L208 248L206 251L204 250ZM55 253H56V250H55ZM93 253H90V254H93ZM99 253H101V252H99ZM160 253H162V252H160ZM107 254H108V252H107ZM111 254H113V253L111 252ZM115 254H116L115 255L116 260L114 262H112V264L125 263L124 261H126V258H128L126 256L129 255L128 252H126V250H122V249H118ZM130 255H132V254H130ZM156 255H154V256H156ZM159 255H161V254H159ZM103 256H105V254ZM110 256L111 255H109L108 258ZM136 256H139V255H136ZM205 256L207 258H204ZM90 257H91V259L88 262H87V259L86 258L89 259V256L86 257L83 260V261H86V262L82 263V260H81V261H79V263H81V264H91V261L93 263H95L94 260H101V259H98V258L96 259V257H98L97 256V253L93 254V256L90 255ZM106 257L107 256H105L104 258H106ZM131 257H132V261L134 263L133 255ZM159 257L160 258H163L161 256H159ZM71 258H70V260L68 259L67 262H70L71 261ZM101 258H102V256H101ZM129 258H130V256H129ZM74 259H76V258H74ZM113 259H114V256H113ZM211 259H212V256H211ZM148 260H149V258H148ZM105 261H106L105 262L106 264L109 263L107 258H106ZM127 261L129 262L128 259H127ZM151 261H153V260H151ZM67 262H64V263L66 264ZM8 263L2 261V259L0 260V264H8ZM110 263H111V261H110ZM139 263H140V261H139ZM207 263H208V261H207ZM210 263H212V262H210ZM95 264H97V263H95ZM98 264H100V263L98 262Z\"/></svg>",
  "mask_w": 264,
  "mask_h": 264
},
{
  "label": "snow or ice",
  "instance_id": "3",
  "mask_svg": "<svg viewBox=\"0 0 264 264\" xmlns=\"http://www.w3.org/2000/svg\"><path fill=\"white\" fill-rule=\"evenodd\" d=\"M166 2H167V0H166Z\"/></svg>",
  "mask_w": 264,
  "mask_h": 264
}]
</instances>
